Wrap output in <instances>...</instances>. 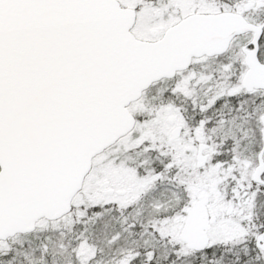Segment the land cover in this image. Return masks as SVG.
I'll return each instance as SVG.
<instances>
[{
  "label": "snow or ice",
  "instance_id": "6c2138e0",
  "mask_svg": "<svg viewBox=\"0 0 264 264\" xmlns=\"http://www.w3.org/2000/svg\"><path fill=\"white\" fill-rule=\"evenodd\" d=\"M0 264H264V0H0Z\"/></svg>",
  "mask_w": 264,
  "mask_h": 264
}]
</instances>
